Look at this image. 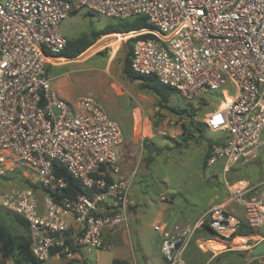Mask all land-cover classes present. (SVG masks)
I'll return each instance as SVG.
<instances>
[{"label": "built area", "instance_id": "obj_1", "mask_svg": "<svg viewBox=\"0 0 264 264\" xmlns=\"http://www.w3.org/2000/svg\"><path fill=\"white\" fill-rule=\"evenodd\" d=\"M81 10L119 20L146 16L153 27L120 33L136 38L131 69L187 100L218 90L224 98L226 86H235L231 101L205 113L207 128L221 132L207 165L225 159L228 173L252 163L264 146V0H0V181L15 169L31 180L25 188L0 187V209L27 220L31 251L42 264L106 248V232L127 225L131 214L135 171L122 175L119 167L121 124L92 94L63 97L48 70L67 60L60 24ZM62 169L82 192L67 193ZM226 183L247 226L261 229L264 180ZM224 206L196 220L172 214L170 224L157 222L167 264H189L188 255L213 237L233 239L241 223Z\"/></svg>", "mask_w": 264, "mask_h": 264}, {"label": "rangeland", "instance_id": "obj_2", "mask_svg": "<svg viewBox=\"0 0 264 264\" xmlns=\"http://www.w3.org/2000/svg\"><path fill=\"white\" fill-rule=\"evenodd\" d=\"M119 22L117 18L87 10L67 16L60 24L61 33L68 41H83L89 46L78 56L66 57V61H57L48 69L55 77V87L60 94L63 91L72 98L92 94L121 124L124 141L119 149V167L122 175L135 171L130 188L128 224L106 232V248H86L72 260L75 264H112L114 258H122L131 264H147L142 250L145 247L156 257L155 264H167L157 249L159 238L154 226L172 213L179 218L196 220L211 206L226 204L224 209L239 218V229L248 228L245 208L240 202L231 201L226 181L241 186L248 182L261 183L264 180V146L256 160L245 167L237 165L228 173L223 169L225 159L205 165L209 141L219 137L221 132L205 127L200 133L197 127L204 125L205 113L232 100L230 95L235 94V86H226L230 95L225 93L224 98L219 90L199 94L192 100L176 92L161 104L155 94L141 88L140 80L132 81L125 76L123 45L129 46V40L125 37L119 41L120 32L94 37L93 32ZM109 35L114 36L105 39ZM172 108L188 111L179 114ZM30 182L23 171L15 169L4 176L0 187L2 191L15 190L27 187ZM13 213L1 209L0 222L1 219L9 222ZM204 236L212 234L207 231ZM263 240L264 226L250 234L236 235L227 244L213 237L188 255V263L264 264V255L256 258L246 255L249 248ZM10 260L15 262L0 252V264H8Z\"/></svg>", "mask_w": 264, "mask_h": 264}, {"label": "trees", "instance_id": "obj_3", "mask_svg": "<svg viewBox=\"0 0 264 264\" xmlns=\"http://www.w3.org/2000/svg\"><path fill=\"white\" fill-rule=\"evenodd\" d=\"M115 26H106L99 32H93L94 37L97 38L102 34H109L114 32H129L135 29H141L143 27H153L148 21L146 16H137L131 20H120ZM114 36V35H113ZM112 35L107 36L105 39L113 37ZM118 40H123L126 36H117ZM104 39V40H105ZM136 38H132L128 41L129 51L126 58L122 61V69L125 76L132 81H139L142 89L148 90L155 94L161 104L166 103L172 94L176 93V89L162 84L157 77L155 76H144L139 75L133 72L131 69V55H132V44ZM89 46V43L83 41H68L67 46L61 52L60 56H65L69 58H74L81 54ZM165 106V105H164ZM173 111L178 112L179 114L185 113L187 109L177 110L172 108ZM204 124V123H203ZM205 124L202 127H197L200 133L205 131ZM208 129V128H207ZM214 140L209 141V150L205 157V165H207V159L210 154ZM59 174L64 176L68 182L67 193L71 196H76L77 193L82 192L81 185L79 181L73 178L65 169L59 171ZM4 178V177H3ZM110 179V178H109ZM1 210V209H0ZM10 216V221L6 222V219H1L0 222V252L5 258H11L17 263L23 264H42L32 253L30 248V238H29V224L26 219L22 216L13 213ZM248 227V226H247ZM245 232V233H243ZM254 229L248 227L246 230H240L233 235L235 237L239 234H250L253 233ZM62 264H75V260L62 263ZM112 264H131L129 260L122 258H114Z\"/></svg>", "mask_w": 264, "mask_h": 264}, {"label": "crops", "instance_id": "obj_4", "mask_svg": "<svg viewBox=\"0 0 264 264\" xmlns=\"http://www.w3.org/2000/svg\"><path fill=\"white\" fill-rule=\"evenodd\" d=\"M53 66V65H52ZM49 69V68H48ZM50 72V71H49ZM51 73V72H50ZM53 75V74H52ZM62 96L63 97H65L66 99H72V97H71V95L69 94V93H65V92H63L62 91ZM251 181V180H250ZM130 199H131V197H130ZM173 214V213H172ZM172 214H170L169 216H167V218H165L163 215H161L162 217H164L163 219H164V221L167 223V224H170L171 222H173L174 221V217L172 216ZM185 218V220L188 218V217H184ZM190 219H192L193 220V218H190ZM158 220H160V219H158ZM157 220V221H158ZM128 230H129V232H130V230H131V227H130V225L128 226ZM159 238V237H158ZM157 249L159 250V252L161 253V250H160V240L158 239V241H157ZM204 249H206V248H204ZM143 254H144V256H145V259L147 260V264H155L154 262L156 261V257L153 255V254H151V253H149L147 250H146V248L145 247H143Z\"/></svg>", "mask_w": 264, "mask_h": 264}, {"label": "water", "instance_id": "obj_5", "mask_svg": "<svg viewBox=\"0 0 264 264\" xmlns=\"http://www.w3.org/2000/svg\"><path fill=\"white\" fill-rule=\"evenodd\" d=\"M123 49L125 50V58H126L128 51H129V46L124 44ZM246 255L248 258L250 257L256 258V257L263 256L264 255V240L260 243H257L254 247L249 248Z\"/></svg>", "mask_w": 264, "mask_h": 264}, {"label": "bare ground", "instance_id": "obj_6", "mask_svg": "<svg viewBox=\"0 0 264 264\" xmlns=\"http://www.w3.org/2000/svg\"><path fill=\"white\" fill-rule=\"evenodd\" d=\"M235 185H236V186H241L240 183H235ZM240 237H242V236H237L236 238H240ZM216 238H217V237H216ZM236 238H235V239H236ZM217 239H219V238H217ZM235 239H234V240H235ZM219 240H220V239H219ZM221 241H222V240H221ZM222 242H223V241H222Z\"/></svg>", "mask_w": 264, "mask_h": 264}]
</instances>
